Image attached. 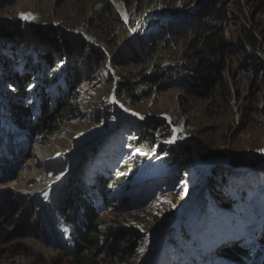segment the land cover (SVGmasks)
I'll return each mask as SVG.
<instances>
[{"label":"rangeland","instance_id":"1","mask_svg":"<svg viewBox=\"0 0 264 264\" xmlns=\"http://www.w3.org/2000/svg\"><path fill=\"white\" fill-rule=\"evenodd\" d=\"M3 28L24 32L17 54L33 59L25 69L34 77L46 59L41 45L49 53L56 48L44 84L58 85L55 77L71 59L87 71L72 80L80 83L66 98L72 115L46 137L27 130L28 143L13 145L16 162L0 159L12 173L0 181V264L96 256L101 264H149L158 252L157 264H264V0H0ZM53 35L60 45L52 46ZM13 54L0 51V59L13 62ZM202 59L219 71L202 72L210 85L195 91L189 77ZM158 64L181 70L161 92L142 82ZM120 75L133 81L131 89L121 90ZM34 82L26 106L36 102ZM56 100V94L47 99ZM81 133L94 138L75 143ZM80 142L84 150L73 159ZM59 148L52 165L31 164L34 150ZM92 152L103 163L96 171ZM209 160L213 168L205 174ZM96 173L111 177L105 200L90 195L97 230L123 227L131 244L119 254L80 252L60 216L66 193ZM45 178L58 186L52 209L39 219L42 203L33 191ZM119 180L124 184L114 188ZM189 236L195 244L186 249ZM216 244L234 247L233 257H218Z\"/></svg>","mask_w":264,"mask_h":264},{"label":"trees","instance_id":"2","mask_svg":"<svg viewBox=\"0 0 264 264\" xmlns=\"http://www.w3.org/2000/svg\"><path fill=\"white\" fill-rule=\"evenodd\" d=\"M25 38L24 32H17L15 29L13 31L4 28L0 29V51L5 50L15 53L12 55L13 62L4 63L0 59V159L10 157L13 162H16V157H18L17 154H13L14 151L18 153V149L13 145L16 143L25 144L26 141L28 143L29 132L27 130H30L32 136L44 135V137H46L51 135L52 131H55L56 128L59 127L60 123L58 121H62L72 115L73 105L67 103L66 98L70 94L72 97L75 96L74 89L80 84L72 80L79 79V77H82L85 71H87L80 61H72L71 59L69 60L70 64L67 65L63 63L61 70L56 75L55 79L60 77L58 85H56L57 83L53 86L44 84L46 79L45 75L49 76L52 71H54L52 65L57 55V53H55L56 48L52 49V53H49V47H47V45H41L43 52L45 50L44 57L46 59H41L40 64L36 65L37 69H33L36 70V74L38 72V75L34 77V73H27L25 69L35 64L33 59L29 57L26 58L27 54L24 53L17 54ZM51 38L55 40L52 46L57 44L60 45V39H57L55 35L51 36ZM36 49V55H40V49L38 47ZM141 51L142 52L136 54L141 55L144 53V50ZM194 54V56H201V53ZM72 57L74 58V56ZM191 58L190 56L189 61ZM201 63L202 65L193 73L194 77L192 79L189 77L192 84L191 87H193L195 91L197 88H201L205 91L210 85L211 81H209L207 76H202V72L210 71L218 73L219 71V66L211 63L209 59H202ZM180 74L181 70L179 68L165 69L158 64L154 67L153 75L143 78L144 81L142 82L146 85L149 84L150 87L154 85L155 91L161 92L168 88L169 83L173 82ZM120 77L121 90L131 89L133 81L130 80L128 76L125 77V75H120ZM34 79L38 80L34 82L36 86L33 88V91H38L36 94V102L26 106L25 103L30 100L27 89L31 87ZM40 79L42 81H39ZM69 79L73 82L72 91L71 88L67 90ZM38 82H40V84H38ZM6 89H10L11 91L9 92L13 93H5L4 90ZM51 94H56L57 98L53 105L47 101V99L51 98ZM120 97L122 98L123 96L117 95V98L120 99ZM4 122L6 123L3 125ZM12 125L15 126L18 131L14 132L11 129ZM19 131L20 136L17 137L16 135H18L17 133H19ZM91 154L90 163L92 164V168L96 171L97 167L103 164L100 158L101 155L98 153L96 155L95 152ZM8 170H10L9 165L0 164V181H4L11 176L12 173L8 172ZM105 170L107 172L108 169ZM111 170L112 168L109 171L111 172ZM110 178L108 173L107 175H98V173L93 174L88 181L86 180V183L83 184L80 182L78 186L74 185V188H71V193H66L65 198L68 199V206L66 209H60L59 212L65 226L70 230L71 240L75 243L80 252L82 249H93L94 252L110 248L113 252L119 254L131 244L124 235L122 236V234H124L123 227H107L102 234L97 230L96 212L91 207L90 195L92 193L105 200L106 196L103 190L108 186ZM121 184H124L123 180L115 181L112 186L115 188ZM3 199H5V202H8V198L5 197ZM5 207H7V205H5ZM74 207L77 208L78 213H76ZM191 239L192 237L189 236L186 239L188 241L185 240L184 246L186 249H189L190 246L195 244ZM218 246L220 245L216 244V246H214L218 257H233L234 247H231L229 244H226L224 247ZM173 248L174 246L170 250ZM96 259L97 256L93 259L83 261L75 257L71 261V264H101ZM188 264L191 263L189 262Z\"/></svg>","mask_w":264,"mask_h":264},{"label":"bare ground","instance_id":"3","mask_svg":"<svg viewBox=\"0 0 264 264\" xmlns=\"http://www.w3.org/2000/svg\"><path fill=\"white\" fill-rule=\"evenodd\" d=\"M36 17V16H35ZM38 81V80H37ZM40 84V83H39ZM38 85V84H37ZM35 97H36V95H35ZM114 99V98H113ZM108 100H110V99H108ZM112 101V100H111ZM114 102H116V101H114ZM117 103V102H116ZM116 103H114L115 105H116V107H119ZM108 104V103H107ZM119 109H121L120 107H119ZM122 111V110H121ZM125 111V110H124ZM124 111H122V113L123 114H129V115H131L132 116V114H130L129 112H126L125 111V113H124ZM133 117V116H132ZM132 119H135L134 117L132 118ZM78 133V132H77ZM74 136H76V140H75V143L76 142H79V141H82L83 139H85V138H92L90 135H88L87 133H85V134H83V133H81V134H76V135H74ZM94 138V137H93ZM92 138V139H93ZM91 140V139H90ZM88 141V143H87V145L89 144V142H91V141ZM74 143V142H73ZM80 144H81V142L79 143V145H78V150L76 151V153H74L73 155L74 156H71V158H75V157H79L80 155H81V153L83 152V150L82 151H80ZM86 145V146H87ZM85 146V147H86ZM84 147V148H85ZM62 152H63V150L61 149V148H59V149H55V151H53V152H51L50 154H43V152L42 151H38V150H34V152H32L31 154H30V156H31V158H33L32 160H31V164H33V162L34 163H46V164H49V165H52V164H50V163H52V162H56V161H58L57 159H60L61 157V155H62ZM72 154V153H71ZM57 157H60V158H57ZM2 163V162H1ZM203 163V162H202ZM3 164V163H2ZM206 166V167H205ZM205 167V168H204ZM50 168V167H49ZM207 168H209L207 171H205L204 169H207ZM213 167H212V162L209 160V161H204V165H203V172L205 173V174H208L210 171H211V169H212ZM17 169H19V167L17 168ZM3 171V170H2ZM4 172V171H3ZM15 173H17V170L15 171L14 170V173L13 174H15ZM19 173V172H18ZM17 173V174H18ZM75 173V172H74ZM203 173V174H204ZM20 174V173H19ZM19 176V175H18ZM70 176H72L73 177V174L71 173L70 174ZM22 178H23V176H22ZM27 179V176H25V178H24V180L23 181H25ZM39 185H41V186H44V189L42 188V187H40L39 185H37L36 186V188H34V191L33 192H35L33 195H34V201L35 202H37V203H39V202H41L42 203V206L41 207H39L38 208V215H37V217L39 218V219H41L42 217H43V214H47L49 211L47 210L49 207H51V209H52V202L54 203V193L56 192L55 190H56V188H57V186H58V183H56V182H52V183H47V179L45 178V180H41V183H38ZM46 184V185H45ZM49 184V185H48ZM24 185V184H23ZM75 185V184H74ZM77 185V184H76ZM40 188H42L43 190H41ZM73 188H74V186H73ZM36 189H40L41 191L40 192H37L36 191ZM60 190V189H59ZM58 190V191H59ZM55 191V192H54ZM58 191H57V193H58ZM72 191L70 190L69 191V193H71ZM57 196H59V195H57ZM8 218V217H7ZM7 220V219H6ZM159 253V252H158ZM158 253L156 254V258H155V260H153L151 263H149V264H157V261L159 260V257H160V255H158ZM158 255V256H157ZM158 264H160V262L158 263Z\"/></svg>","mask_w":264,"mask_h":264},{"label":"clouds","instance_id":"4","mask_svg":"<svg viewBox=\"0 0 264 264\" xmlns=\"http://www.w3.org/2000/svg\"><path fill=\"white\" fill-rule=\"evenodd\" d=\"M36 86V85H35ZM3 128V127H2ZM11 129L13 130V131H18L16 128H15V126H11ZM59 211H60V207H59Z\"/></svg>","mask_w":264,"mask_h":264},{"label":"snow or ice","instance_id":"5","mask_svg":"<svg viewBox=\"0 0 264 264\" xmlns=\"http://www.w3.org/2000/svg\"><path fill=\"white\" fill-rule=\"evenodd\" d=\"M21 18H22V19H27L28 17H24V16H22Z\"/></svg>","mask_w":264,"mask_h":264},{"label":"water","instance_id":"6","mask_svg":"<svg viewBox=\"0 0 264 264\" xmlns=\"http://www.w3.org/2000/svg\"><path fill=\"white\" fill-rule=\"evenodd\" d=\"M166 15V14H165Z\"/></svg>","mask_w":264,"mask_h":264}]
</instances>
